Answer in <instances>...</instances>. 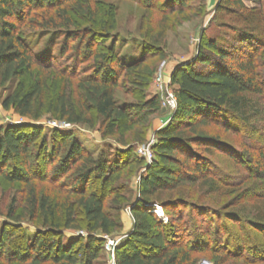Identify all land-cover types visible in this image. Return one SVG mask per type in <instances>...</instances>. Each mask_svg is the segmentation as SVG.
<instances>
[{"label":"trees","instance_id":"16d2710c","mask_svg":"<svg viewBox=\"0 0 264 264\" xmlns=\"http://www.w3.org/2000/svg\"><path fill=\"white\" fill-rule=\"evenodd\" d=\"M133 1L142 10L185 21L196 2L199 9L192 17L204 15L205 0ZM93 5V0H0V84H16L3 107L32 122L48 110L70 125L93 129L98 124L102 139L113 137L118 146L104 145L94 158L65 129H51L49 143L39 125L0 127V181L19 188V197H12L4 214L11 225L0 223V264H95L104 248V239L95 233L110 236L120 230L126 207L134 225L114 248L116 264L188 263L189 253L182 245H171L163 232L167 228L149 208L163 192L207 178L224 179L198 155L224 146L217 135L204 130L210 122L253 147L255 143L257 158L238 152L236 160L242 164L246 157L245 171L264 179V0L252 9H246L242 0H220L217 12L234 16L237 23H221L220 28L230 34L227 40L203 34L195 57L173 71L170 80L176 86L177 106L170 123L157 133L149 164L135 154V146L144 141L159 111L158 97L147 98L146 92L158 61L165 58L163 43L159 35H144L140 56L118 57L114 13L106 8L97 17ZM47 34L52 39L64 36L60 56L72 51L69 67L50 57H36L25 41ZM69 40L76 43L70 47ZM95 40H100L101 48H94ZM152 59L156 61L149 63ZM79 63L87 64L83 76L76 73ZM51 71L61 83L53 94L40 75ZM123 81L134 102H117ZM140 170L134 199L128 178ZM231 181L228 178L227 184ZM43 183L56 184L58 192L72 201H54ZM158 204L166 210V203ZM24 222L37 230L31 237L21 227ZM255 229L264 231V223L257 222ZM67 230L87 235L67 238ZM15 232L25 239L24 245L10 251ZM230 244L241 256L244 246L234 240Z\"/></svg>","mask_w":264,"mask_h":264},{"label":"rangeland","instance_id":"374dc122","mask_svg":"<svg viewBox=\"0 0 264 264\" xmlns=\"http://www.w3.org/2000/svg\"><path fill=\"white\" fill-rule=\"evenodd\" d=\"M242 1L246 9H252L261 0ZM93 4V8L98 11L97 17L106 8H111L114 13L113 25L114 36L117 39L116 55L118 57L130 54L140 56L141 38L144 35L147 37L159 35V39L163 43L165 58L158 61L156 71L163 64V79L165 83L169 82L173 92L176 88L170 80L173 71L179 65L178 63L187 62L195 57L201 38L204 37L203 34L211 38L222 37L227 40L230 34L220 28L221 23H237L234 16L217 12L220 0H205L204 15H201L200 18L192 17L199 9V5L194 2L192 4L193 9L186 13V16L189 17L188 21L181 17L179 20H175V16L163 18L165 17L164 13L156 10H142L133 0H93ZM92 19L90 18L89 21ZM83 23H87V20H83ZM107 24L110 23L107 22ZM25 41L38 58L50 57L58 64L62 63L68 67L72 64V61H67L72 51L62 58L60 56V49L64 43L63 35L53 39L50 34L42 37L31 36L27 37ZM67 43L71 47L76 42L69 40ZM99 43L100 40H95L94 48H101ZM109 44L110 41L106 43V45ZM155 61L152 59L149 63ZM86 65V63L78 64L77 75H85V71L82 69ZM40 75H44L47 81L49 94H53L54 90L61 86L56 77L57 73L52 71L41 72ZM154 77L147 89L146 97H158L159 111L152 117L145 139L135 146V151L139 147H146L151 141L155 144L158 131L170 123V117L173 114L162 106L161 94L156 89ZM121 87L123 89H118L115 95L117 102L120 104L134 102V99L126 92L131 90L126 81L121 82ZM15 88L16 84H0V127L12 124L39 125L43 127L45 137L50 143L51 129H53L50 125L54 123L61 127L66 126L68 128L65 130L74 133L86 152L94 158L98 157L101 149L105 147L104 145L118 148L114 142L115 138L102 139L97 130L98 124L93 129L87 125H70L58 120L48 110H43L44 113L37 121L22 119L14 113L11 107L5 109L2 105L7 95L11 94ZM180 127L182 128V126ZM204 130L209 134L217 135L224 146L220 150L214 149L211 153L200 151L198 155L204 161L209 162L211 167L219 171L221 175H224V179L209 180L210 178H207L206 181L200 180L194 185H185L173 191L163 192L153 198L157 203H152L149 212L163 223L164 228L169 229H164L163 232L166 237L169 236L168 238L173 243L171 245H182L189 253L190 261L186 264H264V231L255 229L257 222L264 223V179L254 178L245 171L246 157L243 158L242 164L236 160L238 152L246 153L252 159L257 158L258 147L255 143H253V147L252 143L241 139L236 133L225 131L224 127L213 122H210V125ZM262 150L264 153V145H262ZM149 152L152 159V149ZM144 163L149 164L148 156L144 159ZM46 171L48 172L49 168ZM142 173L143 170H140L128 178L127 185L133 190L134 199L138 197L137 188ZM228 178L234 180L231 181L233 184H227ZM41 187L48 189L54 201L64 202L67 199L72 201L73 197L69 199L65 193L58 192L56 184L43 183ZM18 189V186L0 181V223L4 222L11 225L4 214L7 212L12 197L16 195L19 197ZM158 202L166 203V210L164 208L162 210ZM157 209H161L162 217L156 214ZM121 222L122 228L110 236L95 233L97 237L104 239L103 253L95 264H116L115 255L112 248L108 246V242L120 244L132 232L134 220L129 207L121 212ZM21 227L30 237L37 231L29 222L21 223ZM169 231H171L170 235H168ZM64 234L67 238L77 235L85 237L87 235L86 232L75 230H67ZM233 240L244 246L241 256L236 255L231 244L228 246ZM12 241V245L9 247L10 251L23 246L25 239L19 232H15Z\"/></svg>","mask_w":264,"mask_h":264},{"label":"built area","instance_id":"2783aa9c","mask_svg":"<svg viewBox=\"0 0 264 264\" xmlns=\"http://www.w3.org/2000/svg\"><path fill=\"white\" fill-rule=\"evenodd\" d=\"M162 67L163 64L158 68V70L155 73V85H156V89L158 90L159 94H161V104L164 108H166L167 110H169L171 112V114L175 111L176 106H177V101H176V97L174 92L172 91V89H170V84L165 83L164 79H163V73H162ZM170 114V115H171ZM52 128H60V129H66L68 127L63 126L61 127L60 125H56V124H52L50 125ZM154 145V143L151 141L150 143H148V145L146 147H139L136 151L135 154L142 158L145 159L148 156V163L152 160L151 159V153L149 152L152 149V146ZM156 214L157 210H156ZM118 245V243H114L109 241L108 242V246H110L112 248V252L114 253V248Z\"/></svg>","mask_w":264,"mask_h":264},{"label":"bare ground","instance_id":"6f19581e","mask_svg":"<svg viewBox=\"0 0 264 264\" xmlns=\"http://www.w3.org/2000/svg\"><path fill=\"white\" fill-rule=\"evenodd\" d=\"M157 213H158L159 216H161V217L163 216L162 212H161V209H157Z\"/></svg>","mask_w":264,"mask_h":264},{"label":"crops","instance_id":"0c3cea01","mask_svg":"<svg viewBox=\"0 0 264 264\" xmlns=\"http://www.w3.org/2000/svg\"><path fill=\"white\" fill-rule=\"evenodd\" d=\"M178 64H180V63H178Z\"/></svg>","mask_w":264,"mask_h":264}]
</instances>
